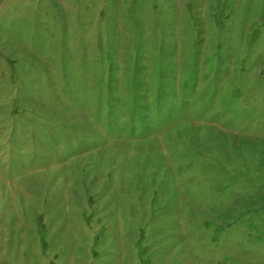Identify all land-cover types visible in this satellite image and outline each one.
<instances>
[{"label": "rangeland", "instance_id": "1", "mask_svg": "<svg viewBox=\"0 0 264 264\" xmlns=\"http://www.w3.org/2000/svg\"><path fill=\"white\" fill-rule=\"evenodd\" d=\"M0 264H264V0H0Z\"/></svg>", "mask_w": 264, "mask_h": 264}]
</instances>
